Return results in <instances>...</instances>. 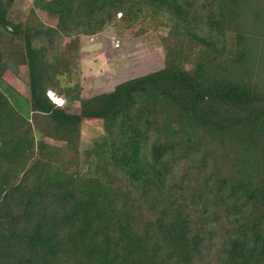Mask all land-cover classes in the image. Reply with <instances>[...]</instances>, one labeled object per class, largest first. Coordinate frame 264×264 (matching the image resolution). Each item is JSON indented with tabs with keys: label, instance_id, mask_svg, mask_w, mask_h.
Listing matches in <instances>:
<instances>
[{
	"label": "trees",
	"instance_id": "obj_1",
	"mask_svg": "<svg viewBox=\"0 0 264 264\" xmlns=\"http://www.w3.org/2000/svg\"><path fill=\"white\" fill-rule=\"evenodd\" d=\"M13 5L0 0V264H264V0H38L53 25L34 11L15 23ZM109 26L157 34L164 67L83 98L58 75L79 59L73 38ZM12 52L27 98L5 79ZM87 120L103 130L94 192L21 187L38 148L56 173L80 176ZM18 194L22 211L7 220ZM97 206L116 220L82 231ZM159 242L175 255L161 256Z\"/></svg>",
	"mask_w": 264,
	"mask_h": 264
},
{
	"label": "rangeland",
	"instance_id": "obj_2",
	"mask_svg": "<svg viewBox=\"0 0 264 264\" xmlns=\"http://www.w3.org/2000/svg\"><path fill=\"white\" fill-rule=\"evenodd\" d=\"M38 0H14V5L11 11L12 21L15 23H26L28 18L32 16V11L43 21L44 24L53 25L55 21L48 18L43 13L37 10ZM0 35L3 38L9 39V36L1 30ZM79 41V59L70 64L71 72L67 76L58 75V79L62 85H74L78 83L81 88V96L83 98L93 97L102 93L111 92L117 85L126 81L142 77L164 67V49L158 35L155 33H148L140 38L132 39L130 37H120L116 31L111 27L105 28L99 35L95 37H81L73 38L72 40ZM67 41V40H66ZM18 42H15L16 47ZM14 47V46H13ZM17 54L7 53L6 62L13 63L11 71L9 70L5 79L16 91L23 97H29L28 87V72L24 66L17 67L19 61ZM188 68L190 66L188 65ZM69 78V79H68ZM69 80V83L67 82ZM54 101L62 104L63 100L50 92ZM79 102L69 100L64 105L67 111L76 112L78 110ZM41 124L47 126L45 121ZM102 123L98 120H87L82 126V141L81 151L83 159L82 172L78 178L74 175H63L56 173L55 168L49 163H45L44 159L40 158V149H35L32 153L29 163L25 167L27 173V180L22 182L21 187L34 188L41 185L48 188H53L59 193L65 195L78 196L80 200L86 199L90 192H94L95 175L93 164L97 161V156L93 149L96 142L102 134ZM6 137L10 136L5 131ZM46 144L64 145L66 139L56 135L44 134L42 137ZM16 167L14 165L12 173L14 174ZM21 177V176H20ZM23 177V176H22ZM14 178V177H13ZM18 180V178H15ZM14 179V180H15ZM21 181V178H19ZM19 181V180H18ZM17 181V182H18ZM24 196V194H20ZM19 194L15 197L13 206L5 213L6 219L16 215L22 211V206L14 208L15 202L19 199ZM109 210L105 206H97L95 216L92 217L89 225L83 224L82 231H89L90 228H97L100 223H114L116 218L109 217ZM109 229L107 225L104 229ZM153 249H157L159 254L164 257L173 256L174 251L166 247L163 243H152ZM93 264H101L94 261Z\"/></svg>",
	"mask_w": 264,
	"mask_h": 264
},
{
	"label": "clouds",
	"instance_id": "obj_3",
	"mask_svg": "<svg viewBox=\"0 0 264 264\" xmlns=\"http://www.w3.org/2000/svg\"><path fill=\"white\" fill-rule=\"evenodd\" d=\"M48 95H49V97L54 101L53 97L50 95V92L48 93ZM54 102H55V101H54ZM66 102H67V101L65 100L64 103L66 104ZM55 103H56L58 106H63V105H65V104H63V103H62V104L57 103V102H55Z\"/></svg>",
	"mask_w": 264,
	"mask_h": 264
}]
</instances>
